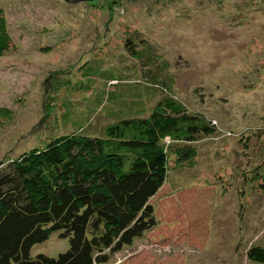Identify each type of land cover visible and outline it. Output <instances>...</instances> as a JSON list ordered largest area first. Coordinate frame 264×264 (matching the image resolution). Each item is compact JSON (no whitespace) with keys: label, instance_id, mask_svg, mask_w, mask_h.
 Returning a JSON list of instances; mask_svg holds the SVG:
<instances>
[{"label":"rangeland","instance_id":"obj_1","mask_svg":"<svg viewBox=\"0 0 264 264\" xmlns=\"http://www.w3.org/2000/svg\"><path fill=\"white\" fill-rule=\"evenodd\" d=\"M1 24L11 43L0 54V164L75 130L97 94L122 87L84 75L92 66L128 77L137 70L128 34L146 39L153 71L173 81L189 110L216 120L218 132L197 141L194 157L171 153L168 162L175 188L217 187L205 245L192 242L171 196L155 229L102 264H259L247 249L264 242V0H0ZM72 104L78 111L69 114ZM104 107L91 127L113 120ZM68 247L54 232L31 254Z\"/></svg>","mask_w":264,"mask_h":264},{"label":"trees","instance_id":"obj_2","mask_svg":"<svg viewBox=\"0 0 264 264\" xmlns=\"http://www.w3.org/2000/svg\"><path fill=\"white\" fill-rule=\"evenodd\" d=\"M4 29L1 24L0 54L11 43ZM132 36L125 37L124 47L141 68L138 64L128 77L112 67L97 72L92 66L84 75L103 78L106 85L122 81L120 89L97 94L75 130L1 162L0 264L106 263L158 226L172 210L171 196L179 197L182 216L192 224V242L204 246L210 237L217 187L175 188L168 162L171 153L181 161L194 157L197 141L218 132L216 120L189 110L173 81L153 71L158 58L146 39ZM107 105L103 111L113 120L91 127L99 107ZM75 108L69 105L66 112ZM259 134L263 137L264 129ZM54 232L68 239V249L56 256L32 255L33 246ZM247 256L264 264V242L250 246Z\"/></svg>","mask_w":264,"mask_h":264}]
</instances>
